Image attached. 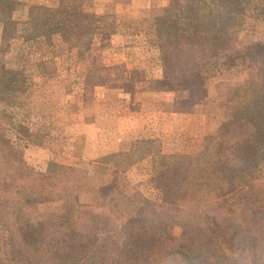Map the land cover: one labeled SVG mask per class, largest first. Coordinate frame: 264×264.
<instances>
[{"label":"rangeland","instance_id":"obj_1","mask_svg":"<svg viewBox=\"0 0 264 264\" xmlns=\"http://www.w3.org/2000/svg\"><path fill=\"white\" fill-rule=\"evenodd\" d=\"M15 1L16 24L5 36L0 20V195L8 206L21 191L29 193L28 179L37 173L45 174L36 204L44 214L72 206L106 209L120 190L150 198L152 173L167 161L160 154L202 149L230 113L234 88L246 79L264 83V55L251 50L264 45V16L252 10L260 0H207L221 19L230 15L232 65L209 78L176 69L169 80L156 18L167 7L199 0ZM31 14L49 19L32 27L46 33L28 39ZM90 29L81 40L64 37L65 30ZM122 64L133 72L126 74ZM115 157L130 167L125 173L109 162ZM246 190L241 186L210 209L220 220H235ZM253 209L264 219V200ZM174 232L179 236L181 228Z\"/></svg>","mask_w":264,"mask_h":264},{"label":"trees","instance_id":"obj_2","mask_svg":"<svg viewBox=\"0 0 264 264\" xmlns=\"http://www.w3.org/2000/svg\"><path fill=\"white\" fill-rule=\"evenodd\" d=\"M15 3L0 0L4 36L16 24ZM255 9L264 16V0ZM32 14L24 30L28 39L46 33L32 27L46 26L49 19ZM228 16L221 19L207 0H199L167 7L156 18L166 80L176 69L209 78L231 67ZM91 30H65L64 37L81 40ZM251 50L264 55V45ZM121 66L126 74L133 72ZM228 101L230 113L216 134L206 136L202 149L160 154L167 161L152 173L150 198L120 190L108 197L106 209L72 206L44 214L36 208L43 196V173L28 179L33 181L29 193L21 191L14 204L5 205L9 199L0 195V264H264V219L253 209L264 200V83L246 79ZM107 156L95 161L104 162ZM113 161L122 174L130 168L116 157ZM241 186L248 190L235 220H220L211 203ZM166 212L178 220L172 222ZM175 227L181 228L179 236Z\"/></svg>","mask_w":264,"mask_h":264}]
</instances>
